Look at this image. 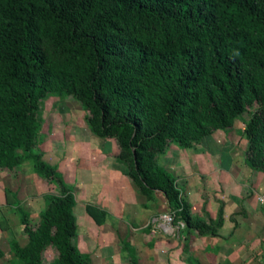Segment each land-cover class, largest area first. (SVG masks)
<instances>
[{
  "label": "trees",
  "instance_id": "16d2710c",
  "mask_svg": "<svg viewBox=\"0 0 264 264\" xmlns=\"http://www.w3.org/2000/svg\"><path fill=\"white\" fill-rule=\"evenodd\" d=\"M69 91L92 132L118 139L142 195L162 191L187 228L210 230L192 218L158 159L173 142L232 129L254 106L246 158L264 170V0H0L1 169L23 161L15 136L30 118L19 104L36 110V95ZM56 183L65 198L51 200L36 230L24 216V264H40L49 246L54 264H85L73 192Z\"/></svg>",
  "mask_w": 264,
  "mask_h": 264
},
{
  "label": "rangeland",
  "instance_id": "374dc122",
  "mask_svg": "<svg viewBox=\"0 0 264 264\" xmlns=\"http://www.w3.org/2000/svg\"><path fill=\"white\" fill-rule=\"evenodd\" d=\"M38 98L36 110L28 101L19 104L30 118L20 122L15 136L23 161L13 170L0 168V264H24L17 250L28 247L29 228H38L53 198H65L57 177L74 195L70 210L85 264H209L211 252L217 256L231 238L238 217L225 215L220 201L215 214L210 209L224 193V181H233L236 192L247 187L251 198L260 194L253 174L264 176V170L246 158L245 130L254 106H247L232 129L173 142L159 156L158 166L173 177L192 218L210 228L195 230L187 228L182 209L165 193H140L127 174L118 139L90 130L89 112L71 91L33 99ZM38 157L55 175L37 165ZM56 257L49 246L37 259L54 264Z\"/></svg>",
  "mask_w": 264,
  "mask_h": 264
},
{
  "label": "crops",
  "instance_id": "0c3cea01",
  "mask_svg": "<svg viewBox=\"0 0 264 264\" xmlns=\"http://www.w3.org/2000/svg\"><path fill=\"white\" fill-rule=\"evenodd\" d=\"M260 175L253 174V182L255 180L257 193L264 195V176ZM224 183V193L216 197V202H211L210 209L215 214V209L220 207L217 203L223 202L225 215L238 217L231 229V238L219 247L217 256L211 252L213 258L209 264H264V205L257 201L256 196L250 197L247 187H239L236 192L233 181ZM212 190L217 189L214 187ZM227 227H230L229 223L225 225Z\"/></svg>",
  "mask_w": 264,
  "mask_h": 264
},
{
  "label": "built area",
  "instance_id": "2783aa9c",
  "mask_svg": "<svg viewBox=\"0 0 264 264\" xmlns=\"http://www.w3.org/2000/svg\"><path fill=\"white\" fill-rule=\"evenodd\" d=\"M257 201L261 204L264 205V195L262 194H257L256 195Z\"/></svg>",
  "mask_w": 264,
  "mask_h": 264
},
{
  "label": "bare ground",
  "instance_id": "6f19581e",
  "mask_svg": "<svg viewBox=\"0 0 264 264\" xmlns=\"http://www.w3.org/2000/svg\"><path fill=\"white\" fill-rule=\"evenodd\" d=\"M164 225H165V223H164Z\"/></svg>",
  "mask_w": 264,
  "mask_h": 264
}]
</instances>
